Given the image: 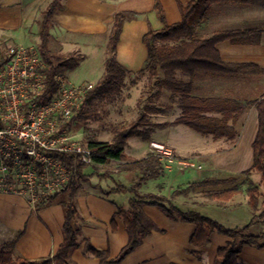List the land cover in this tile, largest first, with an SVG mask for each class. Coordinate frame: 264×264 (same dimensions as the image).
I'll list each match as a JSON object with an SVG mask.
<instances>
[{"label":"crops","instance_id":"crops-1","mask_svg":"<svg viewBox=\"0 0 264 264\" xmlns=\"http://www.w3.org/2000/svg\"><path fill=\"white\" fill-rule=\"evenodd\" d=\"M47 2L48 0H0V40L3 37H11L3 46L5 51L10 44H23L19 38L27 39L30 29L38 34L39 26L36 20L39 18L40 9ZM161 2L166 23L178 22L180 13L177 0ZM116 11L136 14L123 22L115 52L116 60L121 65L128 70L136 71L141 68L147 55L146 46L142 41L143 34L149 27L160 29L163 26L155 12L154 0H63L62 6L54 13L55 25L50 30V40L62 51L71 43L67 39L73 34L103 37L105 44ZM219 30L242 31L221 37L218 40V48L224 61L246 63L247 66L235 73H198L193 80V94L203 97H228L240 101H252L263 97L264 0H251L248 4L231 2L212 4L205 19L198 23L195 32L198 37H208ZM24 44L29 45V42ZM165 95L169 102V93L166 92ZM171 113L175 115L172 117ZM179 113L180 110L172 105L170 109L149 114L153 123L168 124L154 127L150 132L148 145L135 142L134 150L143 154L139 158L155 153L150 146V142L154 141L169 147L176 159L191 161L195 164L194 167L197 166L201 171L202 162H206L209 167L196 179H187L186 171L194 167L180 169L177 164L170 167L163 165L164 169L159 177H163L164 181L156 184L158 191L150 192L168 199L172 198L175 207L181 211H195L225 227L247 225L251 221L252 213L247 205L245 193L236 194L228 201L215 199L209 193L229 188L234 184L243 185L245 177L249 179L252 174L251 172L244 175L243 172L250 168L253 162L252 141L257 130L255 107L251 105L241 116V122L235 126L238 135L233 142L224 138L214 139L210 135H202L194 130L200 135L195 136L188 132L187 126L170 124L169 122ZM157 131L164 132L165 135L161 138ZM193 160L201 162L196 164ZM114 162L118 167L120 162ZM100 175L102 178L103 174ZM231 177L236 178L235 181L201 186L172 197V192L176 188H184L189 183ZM81 182L76 201L86 240L81 241L73 250L71 259L76 264H102L98 257L86 255L84 248L89 242L98 249L108 250L109 256L114 257L126 243L127 233L122 220L115 215L117 209L122 206V203H119L120 192L111 191L113 187L102 189L95 182L90 184ZM142 211L153 222L155 229L141 245L125 257L121 264H212L217 249L227 240L225 235L212 233L206 246L194 247L201 252L198 258L188 252L190 246L187 239L194 229L193 223L170 219L151 205H144ZM0 213L12 214L10 218L13 219L5 221L0 216V244L11 239L18 230L25 228L24 234L16 243V251L26 258L37 259L51 255L62 241L63 209L59 204L36 211L24 196L0 193ZM13 214L16 215V219ZM112 219L115 222V229L112 228ZM255 224L264 225V222ZM145 245L148 246L149 253L139 255V251ZM250 249L252 247L249 246L243 248L240 254L242 264H257L259 259H264V248Z\"/></svg>","mask_w":264,"mask_h":264},{"label":"trees","instance_id":"trees-1","mask_svg":"<svg viewBox=\"0 0 264 264\" xmlns=\"http://www.w3.org/2000/svg\"><path fill=\"white\" fill-rule=\"evenodd\" d=\"M231 2L235 4H248L251 0H177L180 13L178 22L167 24L161 0H154V9L158 18L163 22L160 29L149 27L142 36L146 46L147 55L141 68L136 71L126 69L116 60V45L123 22L135 13L116 11L113 14L109 27L107 40V58L101 79L87 90L82 104L73 115L75 122L87 123L96 119L98 108L104 104L116 101L127 81L133 84L135 79L146 76L151 86L152 99L143 106L141 112L131 121H119L110 126L112 137L109 141H97L92 136L84 137L82 145L90 150L91 161L94 164H105L109 161H119L118 170L136 173L131 187L117 184L111 191H129L127 210L118 208L115 215L122 220L127 233V241L118 254L110 257L108 250L96 248L87 242L84 253L98 257L102 264H121L125 257L133 252L143 240L155 229L153 222L143 213L144 205L157 207L170 219L194 224L187 242L191 247L188 252L201 256L200 250L194 247L206 246L212 233L225 235L227 240L221 245L214 256L212 264H242L240 254L244 247L264 248V232L253 233L251 226L264 222V193L260 191L259 184H234L229 188L209 193L211 197L221 200H231L236 194L245 193L247 205L252 213L251 221L242 227L229 228L217 221L205 217L195 211H181L177 209L171 199L155 193H138L140 182L159 177L164 169L163 163L154 153L143 158L130 159L124 152L128 139L142 137L148 140L154 127L166 126L168 123H153L149 114L170 109L175 105L179 115L170 124L184 125L202 135H210L214 139L224 138L233 142L238 131L235 126L240 123L241 116L253 105L257 116V130L252 141L253 162L243 174L258 171L261 184L264 185V96L252 101H240L228 97H203L192 92L193 80L198 73H235L242 71L246 63H228L223 60L218 48V40L240 30H219L208 37H198L196 28L199 22L205 19L206 13L212 4ZM63 0H48L39 11L36 23L39 26V43L37 52L44 64L41 72L44 75L43 95L39 100H50L58 91L59 83L56 75H62L66 68H74L78 58L75 55L64 56L53 52L49 47L50 30L55 25L54 13L62 6ZM242 32V31H240ZM9 60V56L0 53V68ZM130 76L133 78L130 79ZM64 77V76H63ZM169 93L164 104L157 101L164 93ZM157 101V103H155ZM69 121L61 124L67 127ZM57 157L66 166L69 178L57 191L46 195L34 204V210L53 204L61 205L63 209L62 241L54 253L37 259L26 258L16 251V243L24 234L25 228L16 232L9 240L0 244V264H76L71 259V253L81 241L86 240L80 222V214L76 201V194L80 188L81 180L86 176L83 169L89 164L82 162L79 155L59 151L48 152ZM99 178L101 175L97 174ZM228 179H203L189 183L186 187H178L172 192V197L185 193L198 187L209 184H222L235 181ZM247 177L243 180L247 181ZM115 229L114 219L111 221ZM163 231V230H160Z\"/></svg>","mask_w":264,"mask_h":264},{"label":"built area","instance_id":"built-area-1","mask_svg":"<svg viewBox=\"0 0 264 264\" xmlns=\"http://www.w3.org/2000/svg\"><path fill=\"white\" fill-rule=\"evenodd\" d=\"M9 60L0 68V193L24 196L35 204L61 188L69 178L66 166L48 152L79 155L91 161L90 150L65 135L69 121L82 104L93 84H75L56 75L57 93L48 101L43 95V62L30 45L10 44ZM165 167H194L191 161L176 159L173 151L158 142H150Z\"/></svg>","mask_w":264,"mask_h":264},{"label":"rangeland","instance_id":"rangeland-1","mask_svg":"<svg viewBox=\"0 0 264 264\" xmlns=\"http://www.w3.org/2000/svg\"><path fill=\"white\" fill-rule=\"evenodd\" d=\"M10 38L11 37H3L2 40H0V50L5 52V48H3V46L5 45L6 41H10ZM19 39L24 43L29 42L30 46H33L37 49V45L39 43V35L35 32H32L31 29L29 30L27 39L21 37ZM67 40L71 43H69L68 47L63 51L60 50L59 46L55 42H53L52 40L49 41V47L53 52L64 56L75 55L78 58L76 67L66 68L63 72V76L68 81L75 84H82L87 82H92L93 84L97 83L103 75L105 60L108 55L107 42L104 44L103 37H89L87 35L81 34H73L72 37ZM12 41H14V38L12 39ZM15 41L18 40L15 39ZM24 43L23 45H27ZM131 78H133V76H130V79ZM152 91L153 90H151L150 83L146 76L135 79V82L133 84L129 83L128 80L127 85L124 87L116 101L104 104L98 108L96 119L90 120L87 123H83L75 122V120L72 119L73 117L70 118V124L66 128L67 132L65 133V135L68 136L71 141H76L80 145H82V140H84V137L86 136H92V138L97 141H109L112 137L110 126L113 123H117L119 121L126 122L135 119L138 113L143 109V106L154 99L153 97H151ZM165 93L166 92H164L157 100L159 102L158 104H164L167 102ZM174 112L176 111L174 110ZM171 114L172 117L175 115L174 113ZM181 127L185 128L184 126ZM187 130L195 136H200L198 133L188 127ZM156 133L161 138L165 135L164 132L157 131ZM135 142L145 146L148 145V140L138 136L132 137L125 151L130 159H133L134 157L139 158L143 155L141 152L134 150L133 147L135 145ZM193 161H195L196 164H199L201 162L199 161L198 163L197 160ZM113 162V160L105 164H94L92 163V161L88 162L89 164L83 169V173L86 174V176L81 181L83 182V184L84 182H87L86 184L95 182L105 190H107L108 187H115L117 184L131 187L133 177L135 176V174H137V172L132 173L120 171L116 166L117 163ZM201 165L203 167L202 171L200 168H197V166L194 168H188V170L186 171L188 177L187 179H196V177L203 175L204 171L209 167V165L206 162H202ZM100 173L103 174L102 178H99V176L97 175H100ZM163 181V177L146 179L140 182L139 186L136 189L138 193H148L152 190L156 192L158 191L156 189V184ZM248 181L252 184H259L260 191L264 193V185L260 183L261 176L258 171H252L249 179L247 181H244V184L248 183ZM93 187L97 188V186ZM109 191L107 193L108 195ZM131 196L132 194L129 191L120 192L119 203H122V209L127 210L129 208V198ZM29 203L32 204L31 202ZM32 205L34 206V204ZM0 216L5 221L13 220L10 218L12 214L0 213ZM13 217L16 219V215L13 214ZM261 231H264V225L255 224L251 228V232L253 233H258ZM250 250L257 249L252 247V249ZM148 251L149 248L147 245H145L139 251V255L149 253ZM257 264H264V259H259L257 261Z\"/></svg>","mask_w":264,"mask_h":264}]
</instances>
